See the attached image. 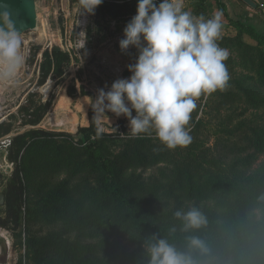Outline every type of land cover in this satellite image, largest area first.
<instances>
[{"label":"rangeland","instance_id":"374dc122","mask_svg":"<svg viewBox=\"0 0 264 264\" xmlns=\"http://www.w3.org/2000/svg\"><path fill=\"white\" fill-rule=\"evenodd\" d=\"M255 1L258 9L250 8L242 0H183V3L185 10L197 16L203 14L205 18H211L217 10L222 12L220 39H225L239 32L236 22L252 26L264 35L260 30L264 29V0ZM35 3L36 28L23 33L26 66L22 84L11 91L0 88V125L3 124L0 128V195L3 196L0 205V264H18L21 259L22 264H36V261L56 264L64 245L70 247L74 257L81 254L83 248L91 246L96 257L111 262L110 245L98 242L100 239L112 241L115 234L109 232L111 222L100 218L109 216L108 205L98 207L107 197L97 190L93 176L82 180L70 167L47 175L35 173L26 181L23 172L19 171L23 183L20 193L15 173L25 151L23 149L17 155L20 144L17 137L31 129L74 135L80 127L89 126L88 111L99 90L107 91L115 80L131 75L128 66L135 63L137 49L130 47L122 52L119 41L124 38V28L136 13L114 18L95 10L89 15L83 12L79 0H35ZM242 40L258 45L247 32H243ZM55 49L70 57L69 66L59 79L53 78L52 70L47 73L46 69V62ZM261 49L264 51V44ZM234 70L239 74L247 73L241 68ZM69 89H74V94L70 95ZM218 92L205 94L197 100L194 111L198 112L197 119H203L204 126L193 138L213 145L220 137V149L230 139L242 142L239 134L230 135L228 132L241 121L246 123L256 117L264 120V109L258 112L243 102L224 106L220 103L224 98ZM107 115L109 118L97 117V120L100 130L109 134L112 155H118L138 137L131 134L127 119L111 113ZM7 128L9 132L5 134ZM150 138L162 147L154 134ZM68 161H74L73 154H69ZM192 167L198 169L195 165ZM153 173L157 174L156 167L137 170L145 188L153 187L149 178ZM14 184L15 197L14 188L10 190ZM87 191H91L89 197H86ZM161 202L165 205L147 204L149 214L160 220L164 215L159 211L175 208L169 199ZM64 211L74 212L77 216L87 215L88 221L74 228L75 222L67 219ZM118 240L122 243L119 255L131 256L137 250L125 234L119 235ZM194 255L200 264H232L226 258L221 261V255Z\"/></svg>","mask_w":264,"mask_h":264},{"label":"trees","instance_id":"16d2710c","mask_svg":"<svg viewBox=\"0 0 264 264\" xmlns=\"http://www.w3.org/2000/svg\"><path fill=\"white\" fill-rule=\"evenodd\" d=\"M136 8L137 0H103L96 10L118 18L136 13ZM235 24L239 30L236 36L217 41L220 47L229 50L225 64L229 65L230 79L226 89L218 92L224 98L220 103L243 102L259 112L264 109V51L261 49L264 35L252 26L241 22ZM243 32L253 36L258 45L245 43ZM69 64V55L55 49L46 62L47 73L52 70L53 78L59 79ZM239 68L247 73L239 74L234 70ZM69 94H74V89H69ZM94 113L92 105L88 111L89 126L80 127L74 135L31 129L17 137L20 141L17 155L23 149L25 151L15 173L20 193L23 183L19 171L29 181L32 174L47 175L71 167L82 180L93 176L97 190L107 197L98 207L108 205L109 216L100 218L111 222L109 232L115 236L112 241L100 239L98 243L110 245L111 262L96 257L91 246L83 248L81 254L74 257L70 247L64 245L56 264H146L143 241L157 233L183 249L186 234L179 231L180 222L175 219L174 212L190 205L201 207L208 218V225L196 233L208 244L209 252L204 255H221V261L226 258L232 264H264L263 119L241 121L228 134H239L243 141H223L225 145L219 149L220 137L213 145L193 138L204 126L203 119H197L198 112L194 111L190 121L192 142L187 147L170 150L162 144V147L156 145L150 137H138L118 155H112L109 134L100 130ZM8 132L9 129H5L4 133ZM69 154H73L74 161L66 162ZM194 165L198 169L193 168ZM154 167L157 174L149 177L153 187L145 188L137 170ZM13 188L15 197L16 184L10 190ZM90 193L87 191L86 197ZM166 199L174 203V210L159 211L164 215L161 220L149 214L147 204H162L161 201ZM64 212L67 219L75 222L74 228L88 221L87 215ZM173 226L177 231L170 233ZM124 234L137 246L131 256L118 252L122 244L118 236ZM18 264H22V259ZM36 264L42 263L36 261Z\"/></svg>","mask_w":264,"mask_h":264},{"label":"clouds","instance_id":"9594fccd","mask_svg":"<svg viewBox=\"0 0 264 264\" xmlns=\"http://www.w3.org/2000/svg\"><path fill=\"white\" fill-rule=\"evenodd\" d=\"M102 3L79 0L89 15ZM222 29L219 10L205 18L185 10L183 0H137L136 14L119 41L122 52L137 49L135 63L128 66L131 75L115 80L107 91L99 90L94 114L100 119L109 118L108 113L124 117L133 137L154 134L167 149L187 147L192 142L190 121L197 100L228 86L229 51L217 43ZM25 66L23 32L7 12L0 14V88L18 89ZM174 217L180 222L179 231L186 234L184 248L153 234L143 241L146 264H200L194 253L209 252L207 242L196 234L208 225L202 208H180ZM169 231L175 233L177 227Z\"/></svg>","mask_w":264,"mask_h":264},{"label":"water","instance_id":"95a60500","mask_svg":"<svg viewBox=\"0 0 264 264\" xmlns=\"http://www.w3.org/2000/svg\"><path fill=\"white\" fill-rule=\"evenodd\" d=\"M252 9H258L255 0H242ZM7 12L15 26L25 32L35 29L37 25V11L35 0H0V14ZM3 196L0 195V205L3 204Z\"/></svg>","mask_w":264,"mask_h":264},{"label":"crops","instance_id":"0c3cea01","mask_svg":"<svg viewBox=\"0 0 264 264\" xmlns=\"http://www.w3.org/2000/svg\"><path fill=\"white\" fill-rule=\"evenodd\" d=\"M262 33H264V29H260Z\"/></svg>","mask_w":264,"mask_h":264}]
</instances>
